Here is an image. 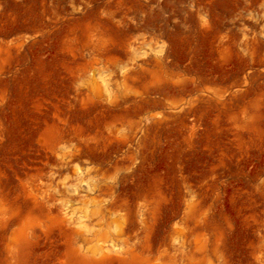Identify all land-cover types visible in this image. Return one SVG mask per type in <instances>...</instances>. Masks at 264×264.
Here are the masks:
<instances>
[{
    "label": "rangeland",
    "instance_id": "374dc122",
    "mask_svg": "<svg viewBox=\"0 0 264 264\" xmlns=\"http://www.w3.org/2000/svg\"><path fill=\"white\" fill-rule=\"evenodd\" d=\"M0 264H264V0H0Z\"/></svg>",
    "mask_w": 264,
    "mask_h": 264
},
{
    "label": "bare ground",
    "instance_id": "6f19581e",
    "mask_svg": "<svg viewBox=\"0 0 264 264\" xmlns=\"http://www.w3.org/2000/svg\"><path fill=\"white\" fill-rule=\"evenodd\" d=\"M99 248H100V251H99V250H98V251L101 252V254H102V253H105V248H104V246H100ZM99 248H98V249H99Z\"/></svg>",
    "mask_w": 264,
    "mask_h": 264
}]
</instances>
